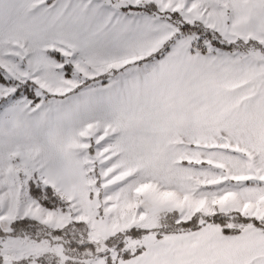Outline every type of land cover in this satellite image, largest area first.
Masks as SVG:
<instances>
[{"label": "snow or ice", "instance_id": "1", "mask_svg": "<svg viewBox=\"0 0 264 264\" xmlns=\"http://www.w3.org/2000/svg\"><path fill=\"white\" fill-rule=\"evenodd\" d=\"M0 264H264V0H0Z\"/></svg>", "mask_w": 264, "mask_h": 264}]
</instances>
